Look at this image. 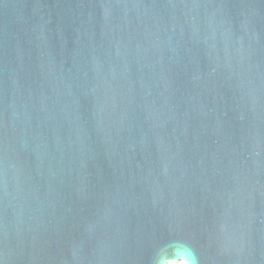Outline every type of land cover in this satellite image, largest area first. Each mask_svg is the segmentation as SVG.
Instances as JSON below:
<instances>
[{
    "label": "water",
    "instance_id": "95a60500",
    "mask_svg": "<svg viewBox=\"0 0 264 264\" xmlns=\"http://www.w3.org/2000/svg\"><path fill=\"white\" fill-rule=\"evenodd\" d=\"M264 264V0H0V264Z\"/></svg>",
    "mask_w": 264,
    "mask_h": 264
},
{
    "label": "clouds",
    "instance_id": "9594fccd",
    "mask_svg": "<svg viewBox=\"0 0 264 264\" xmlns=\"http://www.w3.org/2000/svg\"><path fill=\"white\" fill-rule=\"evenodd\" d=\"M152 264H199V258L187 243L171 241L154 252Z\"/></svg>",
    "mask_w": 264,
    "mask_h": 264
}]
</instances>
